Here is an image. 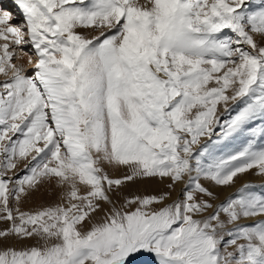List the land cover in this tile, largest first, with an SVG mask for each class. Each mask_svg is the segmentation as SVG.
<instances>
[{
    "label": "snow or ice",
    "instance_id": "snow-or-ice-1",
    "mask_svg": "<svg viewBox=\"0 0 264 264\" xmlns=\"http://www.w3.org/2000/svg\"><path fill=\"white\" fill-rule=\"evenodd\" d=\"M0 40V264H264V183L212 203L264 176V0H0Z\"/></svg>",
    "mask_w": 264,
    "mask_h": 264
},
{
    "label": "rangeland",
    "instance_id": "rangeland-1",
    "mask_svg": "<svg viewBox=\"0 0 264 264\" xmlns=\"http://www.w3.org/2000/svg\"><path fill=\"white\" fill-rule=\"evenodd\" d=\"M11 23L13 25H17V24L20 23V19L19 18L13 19L11 21ZM256 38L258 40L260 39L258 36ZM5 42L6 41L0 40V44H3ZM9 47L11 49L12 45L10 44ZM24 51L28 52V51H30V49L27 48V47H25L24 48ZM26 58L27 57H24L23 58V62H24V64L26 63V65H28L27 64V61H26ZM33 58H35V57L33 56ZM13 62H15V60ZM28 70H29V74H31V67H30V69L28 68ZM5 79H6V77H4L3 75H0V81H4ZM218 114L221 115V119L222 120L229 118L228 115L223 114L222 109H220V111L218 112ZM232 114H235V113L233 112ZM215 138L216 137H213V139H215ZM244 142L245 141H244L243 138H241V139H239V140H237L235 142H231V141L225 142L226 143V147L223 148V149H221V151H232V150H236L240 146H242V144ZM262 142H264V141H262ZM217 154H220V152H217ZM19 167L22 168L23 167V164H20ZM253 172H254V170H251L248 173H246L248 175V178L246 180L242 181V182H239L237 185L234 184L232 186L219 187V188L215 189V191L217 193V196H218V199L215 200V201H212V203L213 204H217V203L223 202L224 199L226 197H228L231 193H233L243 182H251V183L257 184V185H259L261 183H264V176H256V175L253 174ZM110 174L115 175V173H110ZM167 182H168L167 180H165L163 183H160V182L155 181V180L145 181V182H143V184H141L140 182H138L136 185H132V186H130L128 188H124L122 191L125 192V193H130V192H132L134 190H138V191H143L145 194H148V193H158L161 190H166L165 189V184ZM205 186H207V185H205ZM180 187H181V185H177L176 186V190H174L172 192V198H175L177 196ZM227 189H230V190L227 191ZM255 190L256 191H260V189H258V188L255 189ZM56 199H57V197L54 194L53 195H46V196H44V197L41 198L40 195H39V193H37V194H35V195H33V196L29 197V198H26L19 205V207H20V209L22 211H30V210H33L36 207H38L40 204H50V203H53V202L56 201ZM168 202H170V200L165 201V203H168ZM160 206H162V205H159V206H156V207H160ZM3 227H6V224L4 222H0V228H3ZM35 243H36V241L33 240V239H29V240H26V241H20V242L15 241V240L9 241V244L14 245L16 248H21V247L24 246V244L33 245Z\"/></svg>",
    "mask_w": 264,
    "mask_h": 264
},
{
    "label": "bare ground",
    "instance_id": "bare-ground-1",
    "mask_svg": "<svg viewBox=\"0 0 264 264\" xmlns=\"http://www.w3.org/2000/svg\"><path fill=\"white\" fill-rule=\"evenodd\" d=\"M90 34V33H89ZM33 59H35V58H33ZM25 61V60H24ZM26 61H27V58H26ZM23 62V61H22ZM23 64H24V62H23ZM25 65V67H27L26 69H30V67H31V65H26V63L24 64ZM248 178V175L246 174H244L243 176H242V178L241 179H239V180H237V182H236V185L239 183V182H242V181H244V180H246ZM228 190H230V189H227V191Z\"/></svg>",
    "mask_w": 264,
    "mask_h": 264
}]
</instances>
